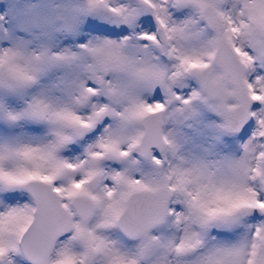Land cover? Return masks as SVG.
Instances as JSON below:
<instances>
[{
	"label": "snow or ice",
	"instance_id": "6c2138e0",
	"mask_svg": "<svg viewBox=\"0 0 264 264\" xmlns=\"http://www.w3.org/2000/svg\"><path fill=\"white\" fill-rule=\"evenodd\" d=\"M0 264H264V0H0Z\"/></svg>",
	"mask_w": 264,
	"mask_h": 264
}]
</instances>
